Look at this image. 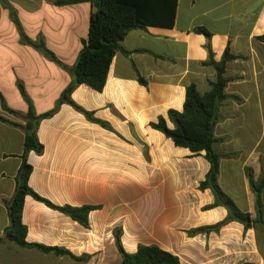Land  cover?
<instances>
[{
    "label": "crops",
    "instance_id": "crops-1",
    "mask_svg": "<svg viewBox=\"0 0 264 264\" xmlns=\"http://www.w3.org/2000/svg\"><path fill=\"white\" fill-rule=\"evenodd\" d=\"M11 11L25 36L42 41L66 68L21 41ZM90 14L89 3L0 0V117L25 124L2 108L3 100L7 108L27 113L19 86L36 115L57 107L37 128L42 153L27 154L28 186L55 206L96 207L86 228L29 195L24 198L26 241L67 250L82 261L6 239L5 203L15 193L24 132L0 120V264H119L116 234L128 254L157 246L180 264H264V237L259 240L255 229L230 222L219 231L189 234L221 222L227 212L221 206L204 209L214 202L209 190H199L209 170L204 153L177 147L150 126L163 117L172 128L167 112L182 111L189 85L200 95L209 91L215 81V70L207 65L209 44L215 62L226 49L244 57L227 63L232 78L225 93L241 101L220 106L214 134L224 143L247 128L240 115L244 98L257 97L259 108L264 101V42L256 39L264 36V0H177L171 28L135 29L120 42L127 54L113 57L102 91L86 85L72 90L79 111L58 100L72 82L70 69L87 38ZM197 28L205 29L209 40Z\"/></svg>",
    "mask_w": 264,
    "mask_h": 264
},
{
    "label": "trees",
    "instance_id": "trees-1",
    "mask_svg": "<svg viewBox=\"0 0 264 264\" xmlns=\"http://www.w3.org/2000/svg\"><path fill=\"white\" fill-rule=\"evenodd\" d=\"M79 3H89L91 5L87 38L83 40L82 48L73 67L70 69L73 78L72 82L61 94L58 105L65 103L82 111L70 99L72 90L79 85H86L97 92L102 91L113 57L116 53L127 54L121 47L120 42L130 31L135 29H144L147 26L171 28L174 25L177 0H54V4L57 6ZM10 15L18 27L21 41L24 44L32 46L50 61L66 68L56 59L52 52L45 48L42 41L34 43L29 40L15 19L13 11L10 12ZM196 31L204 34L209 40L210 34L205 29L197 28ZM256 39L264 42V36ZM206 50L208 52L207 65L212 66L215 70V81L210 82L209 91L204 95H200L194 84L189 85L185 90L182 111L169 110L167 112V120L171 123L172 128L167 126L166 119L163 117H160L157 122L151 123L150 126L170 139L175 146L186 148L194 154L204 153V159L209 164V170L204 180L200 182L199 190H209L214 198L213 204L206 206L204 209L221 206L227 212L226 218L221 222L191 230L189 234H208L213 231H219L220 228L230 222L241 224L245 230L264 227V199H262L264 175L256 181L250 168H245L244 170L249 189L254 196L255 217L253 218L248 212L242 211L220 187L218 179L220 161L223 156L217 153L213 147L218 141L214 136V128L218 120L221 103L230 98L240 100L237 96L225 93V89L231 81L230 78L225 76L226 65L230 61L244 59V57L234 56L226 49L221 60L215 62L209 44L206 45ZM138 82L146 85V81L140 76H138ZM19 89L28 104L27 113L21 115L7 108L3 100L2 108L10 114L21 116L25 120V124H14L0 117L1 121L20 127L24 132L23 153L21 155V165L16 176L15 193L5 203L9 226L5 229L4 236L19 247L36 248L46 253L53 252L58 256H69L74 260L82 261L85 259L84 257L77 258L67 250L30 244L26 241V227L22 224L21 215L24 198L27 195L67 215L73 221L86 228L88 227V214L95 210L96 207L55 206L39 197L28 186L32 167L27 162V154L30 151L36 154L42 153L43 146L38 141L37 128L41 120L56 113L57 107L44 114L36 115L30 100L24 94L23 88L19 86ZM115 243L121 257L119 264H180L178 257L163 251L157 246H139L135 253L128 254L120 244L119 234L115 235Z\"/></svg>",
    "mask_w": 264,
    "mask_h": 264
},
{
    "label": "rangeland",
    "instance_id": "rangeland-1",
    "mask_svg": "<svg viewBox=\"0 0 264 264\" xmlns=\"http://www.w3.org/2000/svg\"><path fill=\"white\" fill-rule=\"evenodd\" d=\"M225 76L230 79L232 78L227 75V71L225 72ZM244 99L246 103L245 106L241 108L240 115H242L243 118L245 117L247 128H243L236 139L233 138L232 135V138L226 137L227 140H225L224 143H220V139L216 138L214 134L218 141L213 147L224 159L221 165L223 178L220 180L221 182L219 181L220 187L242 211H250L249 214L254 218V196L249 187L247 188L243 183L246 180L244 170L245 168H250L256 181L264 175V155H259V153H264V101H262L259 108L257 97L251 96ZM232 100L234 102L241 101V99L236 100L230 98L223 101L221 105L226 101ZM261 100H264V97H261ZM257 140L259 143L256 145L255 143ZM250 153H252V158L248 160V155ZM232 174L235 177L234 183L232 181ZM238 179L240 181L239 186L236 185ZM262 199H264V196H262ZM255 230L257 231L258 239H262V237H264V227L255 228Z\"/></svg>",
    "mask_w": 264,
    "mask_h": 264
}]
</instances>
